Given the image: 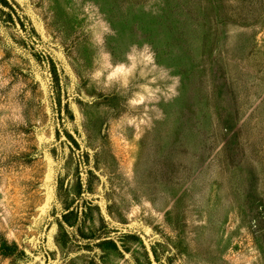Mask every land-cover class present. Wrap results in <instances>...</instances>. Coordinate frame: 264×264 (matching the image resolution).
Returning a JSON list of instances; mask_svg holds the SVG:
<instances>
[{"label":"rangeland","instance_id":"obj_1","mask_svg":"<svg viewBox=\"0 0 264 264\" xmlns=\"http://www.w3.org/2000/svg\"><path fill=\"white\" fill-rule=\"evenodd\" d=\"M2 1L0 264H264V0Z\"/></svg>","mask_w":264,"mask_h":264},{"label":"trees","instance_id":"obj_2","mask_svg":"<svg viewBox=\"0 0 264 264\" xmlns=\"http://www.w3.org/2000/svg\"><path fill=\"white\" fill-rule=\"evenodd\" d=\"M8 7L5 6V4L3 3L2 0H0V13H5L8 14L9 16H11V12L10 9H7ZM7 9V10H6ZM9 10V11H8Z\"/></svg>","mask_w":264,"mask_h":264},{"label":"clouds","instance_id":"obj_3","mask_svg":"<svg viewBox=\"0 0 264 264\" xmlns=\"http://www.w3.org/2000/svg\"><path fill=\"white\" fill-rule=\"evenodd\" d=\"M99 75H100V72L97 71V72L95 73V76H99ZM177 84H178V78L174 81V83H173L172 85H169L168 90H169L170 92H172L173 89L176 87Z\"/></svg>","mask_w":264,"mask_h":264}]
</instances>
